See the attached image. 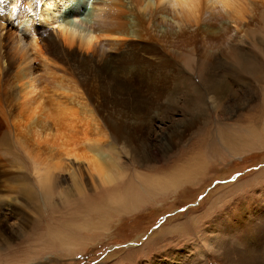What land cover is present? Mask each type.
Segmentation results:
<instances>
[{
	"label": "rangeland",
	"instance_id": "rangeland-1",
	"mask_svg": "<svg viewBox=\"0 0 264 264\" xmlns=\"http://www.w3.org/2000/svg\"><path fill=\"white\" fill-rule=\"evenodd\" d=\"M248 1L236 23L223 16L211 27L218 34L226 23L234 29L224 44L220 38L224 46L218 42L216 50L212 47L206 53L215 56L205 67L192 53L189 58L171 53L173 65L167 60L170 56L152 54L146 55L150 61L129 57L107 61L112 66L120 61L126 67L132 64L138 72L148 68L152 74L149 84L135 89L133 104L144 113L119 114L123 142L112 140L108 131L119 122L96 118L99 100L89 103L79 88L81 94L71 89L72 79L65 71L31 72L35 91L47 90L50 82L72 83L68 89L57 87L56 94L70 95L73 102L83 98L80 103L87 101L83 106L94 109L92 115L99 121L93 129L98 132L102 127V134L97 136L94 130L93 137L105 147L112 144L119 175L112 185L102 184L84 171L85 162L68 158L52 170L50 186H40L37 176L43 164L37 168L13 135L22 99L8 101L0 128V264H264V0ZM86 2L85 9L90 5ZM7 15L0 18L21 35L15 14L10 19ZM184 33L187 51L191 46L203 50L206 44L200 34ZM222 46L240 57H226ZM96 63L85 60L83 66L93 69ZM180 70L185 79L178 77ZM15 71L7 76L6 91L0 82L2 104L5 92L9 96L19 86L9 77ZM97 76L86 80L93 96L101 91ZM227 82L233 84L229 92L211 104L209 88L216 90ZM38 145L43 148V143ZM58 232L71 240L50 241Z\"/></svg>",
	"mask_w": 264,
	"mask_h": 264
},
{
	"label": "bare ground",
	"instance_id": "bare-ground-1",
	"mask_svg": "<svg viewBox=\"0 0 264 264\" xmlns=\"http://www.w3.org/2000/svg\"><path fill=\"white\" fill-rule=\"evenodd\" d=\"M4 1L5 5L1 6L0 4V17L3 19L6 18V12H8L7 16L10 19L14 13L15 22H17L19 29L18 32L22 31V34H17L16 28H11L10 24H8L9 22L0 18V23L6 21L5 25L0 24L1 87L2 89L5 88L7 76L11 74L14 69H16V71L13 75L9 76L12 77V81L11 79L10 81L11 83L15 82V84L20 82L16 89L14 88V90H11V93L8 94L9 96H7L5 92L6 88L4 89L5 91L3 90L6 96L2 100L3 104L0 103V128L3 125L2 120H5L6 116L3 105L5 109L8 106V101L22 99L19 104L17 103L18 109L16 108V118L13 122V135L18 142H21V144L28 149V155H32L31 157L37 168V164H43L42 167L39 166L42 170L40 172L38 171L37 176L38 183L42 187L50 186L52 170L61 167L65 159L68 158H71L72 161L85 162L84 164L87 170L84 169V171H88L91 177H96L99 183L112 185L118 177L119 173L115 168V158L111 153L114 147L111 143L109 144V142L106 143L107 147H105L104 142L103 144L98 138H94L93 133L96 129H93V127L98 124L97 122L99 120L105 121V123L110 120L115 122L118 121L119 124L112 126L108 131L112 136V140L119 142L124 139L125 136L121 129L122 121L118 118L120 116L119 114L135 116V114L144 113L141 111L142 109H137L136 107L138 106L133 104L137 98L135 89L137 86L142 87L144 83H148L151 78L150 75L152 74L148 68L146 69L144 67V72H138L132 68V64L126 67L127 65H123L121 61L118 66L109 65L107 62L109 59L120 58V60H122L124 57H129L150 61V58L146 55L152 54L155 56L159 55L163 57V59H166V56H170L167 58V60L170 61L171 53L180 55L179 58L192 57L190 55V53H192V55H196V57L200 59V66L205 67L209 59L211 60L210 57L215 56L207 55L206 53L208 51L210 52V48H215L218 42L220 44V38H222L221 41L225 39V37L230 34L229 30L231 29L230 23H226L225 28L221 27L224 29H222V34L221 32L218 34V32L216 33L215 31L214 33L211 27L217 24V21L223 18V16L226 17L227 20L236 23L241 15L244 14L243 11L246 10L245 3L249 2L248 0ZM86 1L90 2L89 9L83 7L85 3H88ZM262 2L261 5H263ZM72 17H81V22L77 27L82 31H91L96 36V43L94 46L86 47L79 41L73 43L71 40L65 38V33L57 26ZM12 24H14V22ZM46 26H52V29L46 28ZM200 28L201 30L203 29L201 33L198 31ZM187 30L191 35L187 33ZM170 32H172L173 36L170 35V40H167ZM184 32H186V35L189 34L190 36H197L200 34L201 37L199 38L205 39V43L201 44L203 46L206 44L205 47H201L203 50H199L200 46H191L193 48L187 51L186 46L182 44L184 42L182 39L184 38ZM243 34L242 32V35ZM228 37L230 36L228 35ZM225 40H227V37ZM162 42L163 44H161ZM227 42L229 43V41ZM222 43L220 45L224 44ZM233 43H229V45ZM219 44L216 45V47H218ZM231 48L233 49L232 45ZM231 48L229 47L228 49ZM109 50H112L114 54L110 53ZM212 50L214 49L212 48ZM186 51L188 53H186ZM220 52L223 53L225 50L223 52L219 51V53ZM225 53L226 57H240L239 54L237 55L233 50H228ZM222 55L225 54L223 53ZM32 58L37 61L36 65L31 63V60H33ZM85 60H93L98 63L93 64V69H88L83 66ZM167 60L162 62L168 65ZM173 61H170V63H173ZM175 61L178 62L177 60ZM115 63L117 64L118 61ZM178 64H180V61ZM54 65L57 67L56 69ZM168 66L170 67V65ZM35 68H40L46 74L52 73L53 75V72L65 71L64 75L72 79L69 80L67 78L73 84H66L67 86H65L60 83L59 86V84L56 85L50 82V85L46 87L47 90L40 88L39 91H35L33 89L35 85L30 76ZM181 70L180 75L178 73V77H180V79H185ZM205 72L204 74L208 76L209 73L207 72V74ZM97 74V83H99L101 91L99 90V96L95 94L97 96L95 97V95L93 96L91 92H89L90 89L87 88L89 81L86 80H88L91 75L96 76ZM154 75H157V73H154ZM169 77H171V74ZM174 79L175 78H173V80ZM209 79L212 78L210 77ZM8 82L9 81H7V83ZM230 84L233 86L232 82H227L226 85L216 88V90L209 88L210 96L208 95V97L210 103L213 104L218 99L223 98L227 92H229L231 87ZM69 85H71V89L76 90V92L79 90L82 91V96L84 94L85 99L90 100L88 101L89 103H95L93 102L94 98H97L100 104L96 103L95 105H99L96 106L98 108L96 109L94 108L95 105L94 107L92 106L93 104L91 105L96 111L94 109L90 110L85 108L84 103L86 104L87 101H83V104L80 103L83 98H81L79 102H77L78 100L73 102L69 99L70 95L60 96L56 94L57 87H67L68 89L70 88ZM50 88H54V90H50ZM76 88H79V90ZM45 92L49 94L46 96L44 94ZM78 96L77 98H80L81 95ZM7 97L10 98L6 99ZM97 99L95 101H98ZM89 103L87 104L89 105ZM15 105L16 104H13V106ZM93 110L94 113L96 112V115H93L99 119H97L98 121L92 115ZM123 115H121V117ZM98 127L99 128L96 127L98 129L96 135L98 133L102 134V127ZM124 140L126 141V139ZM39 143H43L42 149L38 147ZM34 145L36 146L34 147ZM43 152L46 154L44 157H41L40 154ZM0 163L2 164V161ZM75 165L77 166V164ZM75 183V185L78 184L76 180ZM158 184H160V182H158ZM1 185L3 184L1 183ZM94 207L96 208V206ZM68 237L67 233H59L51 237L50 241L57 240L61 244L71 240V238Z\"/></svg>",
	"mask_w": 264,
	"mask_h": 264
},
{
	"label": "clouds",
	"instance_id": "clouds-1",
	"mask_svg": "<svg viewBox=\"0 0 264 264\" xmlns=\"http://www.w3.org/2000/svg\"><path fill=\"white\" fill-rule=\"evenodd\" d=\"M79 22V23H78ZM81 22V17H72L65 20L64 23L58 25L65 33V38L73 43L79 41L86 47H92L96 43V36L91 31H82L77 27Z\"/></svg>",
	"mask_w": 264,
	"mask_h": 264
},
{
	"label": "snow or ice",
	"instance_id": "snow-or-ice-1",
	"mask_svg": "<svg viewBox=\"0 0 264 264\" xmlns=\"http://www.w3.org/2000/svg\"><path fill=\"white\" fill-rule=\"evenodd\" d=\"M79 23V22H78Z\"/></svg>",
	"mask_w": 264,
	"mask_h": 264
}]
</instances>
